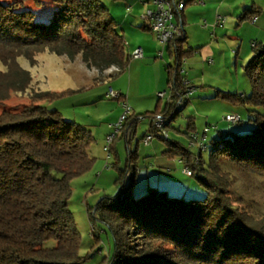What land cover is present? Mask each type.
<instances>
[{
  "label": "trees",
  "instance_id": "obj_1",
  "mask_svg": "<svg viewBox=\"0 0 264 264\" xmlns=\"http://www.w3.org/2000/svg\"><path fill=\"white\" fill-rule=\"evenodd\" d=\"M25 1H0V101L28 84L29 73L18 59L45 48L71 58L80 54L88 68L100 71L111 66L117 72L127 68L131 56L125 51L119 24L101 0H53L55 7L46 20H38ZM178 1L186 5L193 0ZM259 13L251 5L237 18L251 19ZM140 27L149 30L144 22ZM184 43L185 34L166 45L174 57L164 65L172 99L160 110L158 97L153 111L131 112L126 117L109 146L114 159L118 158L116 138L122 135L130 140L141 119L149 117L152 134L159 131L156 115L165 127L186 105L187 99L181 100L182 107L175 103L186 87L180 73L183 59L193 50L185 49ZM252 49L245 66L253 88L249 100L262 110L251 111L253 125L248 132H220L206 144L209 170L196 165L200 156L191 157L175 141L158 136L178 148L170 151L180 154L190 176L204 185L207 192L202 199L170 195L156 187L134 195L136 147L127 148L123 168L109 163L118 169L115 184L119 188L97 204L107 213L104 220L114 241L111 254L101 264H264V229L232 204L213 166L214 159L224 157L264 173V46L256 43ZM55 95L40 92L22 107L0 113V264H84L87 259L79 255L80 234L68 200L71 180L93 165L89 153L93 136L85 126L40 103Z\"/></svg>",
  "mask_w": 264,
  "mask_h": 264
},
{
  "label": "rangeland",
  "instance_id": "obj_2",
  "mask_svg": "<svg viewBox=\"0 0 264 264\" xmlns=\"http://www.w3.org/2000/svg\"><path fill=\"white\" fill-rule=\"evenodd\" d=\"M38 1L41 3L39 4L37 0H26L25 6L36 14L38 20H46L55 3L53 0ZM101 1L118 22V31L124 40L128 38L125 32L132 28L142 33L144 40L156 47L153 56L157 58L152 56L134 61L135 69L132 68V71H135L134 83L130 101H127L128 106L134 113L151 112L157 104L156 93L164 91L165 95L159 103V109L162 110L166 102L172 99L170 88L166 84L164 65L173 62L174 57L168 54L164 45L159 43L149 30L139 26L142 23L140 16L148 8L153 7L152 0L145 3L142 2L144 0ZM198 2L199 0H195L186 5L185 11ZM252 2L253 0H227L222 10L212 8L211 17L199 13L194 19L186 21L188 38L184 48L188 49L189 45L203 46L212 53L202 58L198 52H193L183 59L182 66L189 74L186 76L189 85L175 103L181 107L185 99L187 103L170 124L165 127L163 124V127L168 141H175L177 147L188 151L191 157L200 156V161L196 165L207 170L210 169L209 151L199 150L196 142L190 145V135L194 133L199 137V142L209 144L220 132L231 135L248 132L253 125L249 120L253 115L251 111L262 110L249 100L253 88L245 66L254 53L252 42L264 46V0H258L263 9L256 15L258 21L255 23L252 19L239 21L237 18L241 8L251 5ZM228 5H232V8L226 9ZM217 14L225 16V22L223 26L216 28V33L212 28H202L204 20L211 25ZM132 59L134 58H131V63ZM18 61L29 73L28 84L24 90L11 91L7 99L0 101V113L3 110L20 108L36 94L50 91L56 93L55 97L40 103L59 110L64 119L85 126L93 136L89 144L90 154L94 157L93 165L87 172L71 180V195L68 200L69 210L80 234L79 255L87 256L84 264H101L103 258L112 252L113 236L104 220L107 213L97 207V204L117 193L119 185L115 184L114 179L118 169L115 166L106 168L105 164L115 162L123 168L128 155L127 148L133 150L136 147L138 154L132 189L134 195L142 194L148 187L164 189L170 195H183L187 199H202L206 195V188L195 176H188L182 172L184 163L179 161L180 154L170 151L178 148L159 138L161 135L159 131L152 133L153 140L148 146L143 144V140L136 143L143 131L147 130V123H138L130 140L122 135L116 138L114 146L118 158L107 157L104 150L106 135L113 132L112 126L111 128L109 126L114 125L123 112L122 97L118 99L108 96L107 93L111 89L115 93L127 94L128 72L131 70L118 73L114 66L104 71L88 68L81 60L80 54L71 58L66 54L57 55L46 48L29 58L22 56ZM107 72L115 75L110 76ZM159 79L160 87L153 93ZM262 85L264 87V80ZM232 113L240 116L238 123L232 124L224 119L226 115ZM145 119L149 120V117ZM190 121L192 129L188 130L187 125ZM205 129L206 133H203ZM145 147L155 151V154H142ZM213 164L218 168L217 176L227 189L226 195L232 204L248 220L264 229V173L224 157L214 159ZM104 170H111L113 176L100 175Z\"/></svg>",
  "mask_w": 264,
  "mask_h": 264
},
{
  "label": "built area",
  "instance_id": "obj_3",
  "mask_svg": "<svg viewBox=\"0 0 264 264\" xmlns=\"http://www.w3.org/2000/svg\"><path fill=\"white\" fill-rule=\"evenodd\" d=\"M152 8H148L141 16V21L144 22L149 27V31L153 34L154 38L161 43L162 45L166 46L169 42H171L174 39L180 38L184 35V29L181 22V13L185 7V4L183 1H175V0H152ZM223 16H217L215 18V21L209 25L215 32L217 26L221 25L224 22ZM252 19V22H255L257 20V17L254 16ZM207 24H205L206 26ZM256 43L252 42V46H254ZM131 58L138 59L143 57V49L141 46H136L131 52H130ZM115 71H118V69L115 67ZM180 73L184 76L183 78V84L187 87L189 85V81L187 80L185 74L186 71L183 69V66L180 68ZM170 88V86H169ZM108 96L115 97L120 99L121 95L120 93H115L111 89L107 93ZM165 92H158L157 96L159 98L164 97ZM123 106V112L120 115L117 122L112 125L113 132L106 135V146L104 147V150L107 153V157L110 156L109 152V146L112 143V141L115 139V137L119 134L120 129L123 125L124 120L126 117L131 113V108L128 106L126 102H122ZM229 123H237L240 120V116L237 113H232L229 115H226L224 118ZM154 123L164 137H167V133L163 127L164 121L160 115L155 116ZM206 130L203 133H206ZM203 136H205L203 134ZM152 134L151 132H147L144 135L143 143H149L152 140ZM190 145H194L195 142L199 146V150L206 151L207 145L205 143L199 142V137L196 134L190 135ZM180 162H184L183 160H179ZM183 173L190 176L191 171L187 165H184L182 169Z\"/></svg>",
  "mask_w": 264,
  "mask_h": 264
},
{
  "label": "crops",
  "instance_id": "obj_4",
  "mask_svg": "<svg viewBox=\"0 0 264 264\" xmlns=\"http://www.w3.org/2000/svg\"><path fill=\"white\" fill-rule=\"evenodd\" d=\"M145 1H148V0H144V1H142L143 3H145ZM195 0H193L192 2H194ZM192 2H190V3H192ZM226 2H227V0H199V2H198V4L197 5H195V6H193V7H191V8H189L188 10H186L185 11V9H186V5H188V4H190V3H187L186 5H185V7H184V9H183V11H182V13H181V17H180V19H181V22H182V25H183V29H184V34H185V36H186V43H187V38H188V32H187V27H186V25H187V22L186 21H188V20H192V19H194L196 16H197V14H204L205 16H210L211 17V11H212V8H216V9H218V10H222L226 5ZM251 5H253V6H255L256 8H258V9H260V11H262L263 9H262V7H261V4L258 2V0H253V2L251 3ZM251 5H249V6H251ZM258 5V6H257ZM260 5V6H259ZM232 5H228V7H226V9H228V8H232L231 7ZM249 6H246V7H249ZM243 8H245V7H242L241 8V10L240 11H242L243 10ZM217 11V10H216ZM241 13V12H240ZM240 13H238L237 14V17H238V15L240 14ZM217 16H221V15H219V14H217L216 15V17ZM215 17V18H216ZM224 18H225V16H223ZM213 18V17H212ZM258 17H257V20L256 21H258ZM263 20H264V17H263ZM126 21V20H125ZM215 21V20H214ZM255 21V22H256ZM224 22H225V19H224ZM224 22L221 24V25H219V26H217V28L218 27H221V26H223V24H224ZM254 22V23H255ZM205 24H207L206 26H205ZM131 25V24H130ZM141 25V24H140ZM139 25V26H140ZM192 25L194 26V23H192ZM192 25H189V26H192ZM210 24H208L207 23V21H205L204 20V24L202 25L203 27L202 28H207V29H209V28H211L210 26H209ZM188 26V27H189ZM216 31H217V29L215 30V32L214 33H216ZM126 33V35H127V37L128 38H125V41H126V43H125V51H126V53L127 52H131L136 46H141L142 47V49H143V57L142 58H138V59H132L133 60V62L131 63V59H130V62H129V64H128V66H127V68L125 69V70H131L130 71V73L128 72V86H127V91H126V93L127 94H124V93H122V92H119L122 96V101H121V106H122V102H126L127 103V101H130V92H131V88H132V85H133V83H134V70L132 71V68L135 66V62L136 61H138V60H140V59H145V57H148V58H150V57H152L153 55H154V53H155V49H156V47L154 46V44H152V43H148V42H146L145 40H144V36L142 35V33H140L139 31H135L134 29H130V31H127V32H125ZM131 37H133V38H131ZM257 43V42H256ZM184 46H185V43H184ZM164 48H166V46H164ZM189 48H191V49H193L192 50V53L193 52H198L201 56H202V58H206V56H207V54H209V53H212L207 47H203V46H200V47H192V46H190L189 45ZM201 48V49H200ZM198 49H200L199 51H198ZM160 53V52H159ZM127 54H129V53H127ZM160 54H162V52L160 53ZM145 55H147V56H145ZM154 58H157V56H153ZM135 61V62H134ZM134 69H135V67H134ZM125 70H123V71H125ZM123 71H121V72H123ZM108 73V72H107ZM119 73V72H118ZM110 76L111 75H115V73H108ZM189 74H185V76H188ZM160 84H161V82H160V79H159V81H158V86L155 88V91H153V93H156V91H158V89H159V87H160ZM152 93V94H153ZM158 93V92H157ZM157 93H156V100L158 99V96H157ZM151 94V95H152ZM134 105V104H133ZM122 108H123V106H122ZM132 109V108H131ZM132 111L134 112V110L132 109ZM148 119H141L140 120V122L139 123H147V125H148V128H149V123H150V120H148V122H146ZM111 126L112 125H110L109 127L111 128ZM148 128H147V130H144L143 131V133H142V135L143 134H146L147 133V131H149L148 130ZM152 140H153V138H152ZM152 140L149 142V143H143L145 146H148L149 144H151L152 143ZM146 149L145 150H143V152H142V154H146V155H151V153L154 155L155 154V151H153L152 149H148V147H145ZM143 149V148H142ZM89 153H90V150H89ZM91 155V154H90ZM106 166V168H109V166H110V164L109 163H106L105 164ZM183 172V171H182ZM100 175H105L106 177H112L113 176V172L111 171V170H104ZM117 177V176H116ZM116 177H115V179H116ZM114 179V180H115Z\"/></svg>",
  "mask_w": 264,
  "mask_h": 264
}]
</instances>
